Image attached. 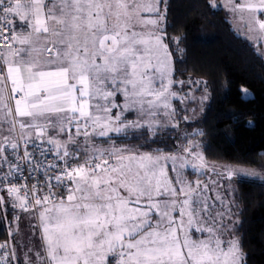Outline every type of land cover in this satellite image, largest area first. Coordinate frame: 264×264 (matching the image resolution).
I'll use <instances>...</instances> for the list:
<instances>
[{"label": "snow or ice", "instance_id": "6c2138e0", "mask_svg": "<svg viewBox=\"0 0 264 264\" xmlns=\"http://www.w3.org/2000/svg\"><path fill=\"white\" fill-rule=\"evenodd\" d=\"M232 11L264 40V0ZM167 13L166 0H0V220L15 214L0 264H245L228 184L264 175L209 169L189 136L175 154L115 142L178 127L174 105L206 88L172 78Z\"/></svg>", "mask_w": 264, "mask_h": 264}, {"label": "trees", "instance_id": "16d2710c", "mask_svg": "<svg viewBox=\"0 0 264 264\" xmlns=\"http://www.w3.org/2000/svg\"><path fill=\"white\" fill-rule=\"evenodd\" d=\"M212 1L167 0L165 34L173 79L202 78L209 91V102L199 119L181 110L180 116L190 120H176L187 132L197 128L203 133L196 136L202 140L206 160L264 172V58ZM241 87L252 95L245 97ZM179 132V127L165 128L149 138L145 130L130 131L115 142L167 153L175 151ZM234 200L240 217L236 235L246 253L245 264H264V182L240 180Z\"/></svg>", "mask_w": 264, "mask_h": 264}, {"label": "rangeland", "instance_id": "374dc122", "mask_svg": "<svg viewBox=\"0 0 264 264\" xmlns=\"http://www.w3.org/2000/svg\"><path fill=\"white\" fill-rule=\"evenodd\" d=\"M233 2H240V0H213L212 1V5L215 8H222L223 9V12L225 13L226 17L229 19L232 28L239 35L243 36L244 38H246V36H247L246 39L253 44V46L257 49V52L264 58V40L257 42L252 37V34L247 32V29L244 27L243 23L240 21V18H239L240 17V14L239 13H234L232 11V3ZM166 3H167V0H166ZM260 18L261 19H264V17H260ZM161 27H163L165 29V23L162 24ZM164 43L167 44L166 43V39L164 40ZM170 63H171V66L173 68V59H172V56L170 57ZM195 79H201V80L205 81L202 78H195ZM242 89L245 90V91H242V94L245 97H250L252 95V92L248 88L241 87V90ZM177 91H179V89H177ZM205 93H206L207 99L204 98ZM195 96H196L195 101L187 102V103H184V104H175L174 105L178 109V111H181L182 110L184 112H188L189 115L191 116V118H193V120H197V119H199L201 117V115L204 112V109H205L206 105L209 102V91H208L207 85H206V88H205L204 85H202L201 86V90L200 91H197L195 93ZM117 102L122 103V100H121L120 97H117ZM135 118L136 117L133 115V117L132 118H128V120H133ZM188 120H190V119H188ZM168 123L173 124V125H175L176 123L179 124L178 127L180 129V132H179L180 138L177 140L178 145L180 143H184V137L185 136H189L190 141L194 140V141H196V142L199 143L200 147L197 150L202 152V140L198 136H196V134L200 131L199 129H197V128L195 129L194 128L192 131L187 132V130L182 127V124L180 125V122H178L176 120V118L168 121ZM142 130L143 129L131 130V132L140 133ZM152 137H153V135L151 134V132H149V138H152ZM116 143H117L118 146H123V145H129V146H131L130 143H128V144H124V143H120V142H116ZM140 151L141 152H153V151H145L143 149H140ZM176 151H177V147H176L175 151H173V152H167V153L164 152V153L165 154H175ZM206 161L208 162V168L209 169L211 168V166L213 164H216L217 166H219L220 164H223V163H219V162H216V161H209V160H206ZM231 165H233V164H231ZM235 166L240 167V168H244V169H247V170H250V171H252L254 173H260L261 175H264V172H261V171L255 169V168H250V167L240 166V165H235ZM168 171H169L170 177L171 176H175V173L172 172L170 168L168 169ZM185 177H186V179H188L190 181H194L196 179H200L202 181H206L207 178H208L206 175H202V174H199V173L192 174L190 169L185 171ZM240 180H255V181H259V182H264V180H260L256 175H250V176H246V177L234 175L233 178L231 179V181L229 182L228 189H229V193L231 194V197L230 198H231V200L233 201V204H234L233 211L235 212V215L232 216L233 224L230 225V227H233L234 228V235L236 237H238L236 235V228L239 225L240 217H239V209L237 208L236 202L234 200V193L236 191L237 184H238V182ZM7 216H8L9 219H12V215H11V211L10 210L7 213ZM10 227H14V225H10ZM20 227L22 229L25 228V222L22 221L21 224H20ZM191 238L192 239H202V238H204V236H202L200 233H197V232H194L193 231L191 233ZM1 239H2V237H1Z\"/></svg>", "mask_w": 264, "mask_h": 264}, {"label": "built area", "instance_id": "2783aa9c", "mask_svg": "<svg viewBox=\"0 0 264 264\" xmlns=\"http://www.w3.org/2000/svg\"><path fill=\"white\" fill-rule=\"evenodd\" d=\"M5 31H7V29H5ZM11 215H12V219H9L8 216H7V219L6 220H1V225H0V234L2 236V239L0 240V243H3L5 241H8L9 240V231H10V224H9V221H12L13 220V217H14V213L11 212Z\"/></svg>", "mask_w": 264, "mask_h": 264}]
</instances>
